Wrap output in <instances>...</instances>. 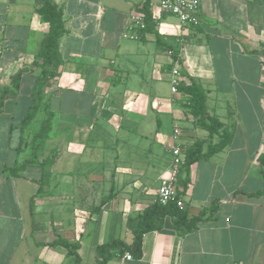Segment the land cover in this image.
I'll use <instances>...</instances> for the list:
<instances>
[{
	"label": "crops",
	"instance_id": "0c3cea01",
	"mask_svg": "<svg viewBox=\"0 0 264 264\" xmlns=\"http://www.w3.org/2000/svg\"><path fill=\"white\" fill-rule=\"evenodd\" d=\"M54 1L65 19L63 64L43 88L52 127L37 147L33 133L46 113L22 123L50 23L38 12L44 0H0V264H75L66 247L51 245L59 238L79 244L81 264H98L100 245L133 242L172 147L199 141L206 150L220 138L172 92L174 68L206 91L209 116L233 132L225 149L178 179L189 216L214 200L218 210L185 235L166 216L143 235L141 258L112 248L107 264H264V193L256 194L264 188V0H199L192 25L148 0L154 28L138 38L130 16L146 0ZM53 156L45 177L39 163ZM27 160L17 175L6 170Z\"/></svg>",
	"mask_w": 264,
	"mask_h": 264
},
{
	"label": "trees",
	"instance_id": "16d2710c",
	"mask_svg": "<svg viewBox=\"0 0 264 264\" xmlns=\"http://www.w3.org/2000/svg\"><path fill=\"white\" fill-rule=\"evenodd\" d=\"M43 15L44 19L50 23V31L47 36L42 41L40 57L41 60L35 63L36 66L41 68V73L37 77L36 90L34 95V103L30 107L28 113L23 119L22 128H27L32 122H34L41 111H44L48 106L41 110V100H43V88L52 84V82L60 75V68L63 64V58L59 51V43L62 36L65 34V19L63 9L59 7L54 0H44L42 6L38 11ZM142 12L145 15V21L147 28L144 31H151L154 27L152 25V13L149 9L148 0L145 1ZM178 52H175V59L178 60ZM22 72L17 73L13 76L12 85L15 88L19 87ZM179 92L186 96V102H183L185 109L194 118H196L197 123L208 130L211 134H218L219 141L215 143H210L207 149H204L203 142H195L192 146L188 147L186 150V162L183 169L189 171L191 166L199 160L208 159L219 151L225 149L232 141L233 132L225 128V124L216 117L209 116L207 110V94L206 91L195 82H185L181 80L177 84ZM11 92V91H10ZM9 93V89H6L4 94ZM3 105V101L0 100V111ZM45 112V111H44ZM43 115L42 120L39 122L36 131L33 133L32 140L36 143L38 147L45 138L49 135L52 127V117L53 114L49 113L47 110ZM23 140V138H22ZM54 160L53 157L44 158L39 166L42 169L43 176L48 175L46 168ZM261 166L264 165V151L260 154L258 158ZM24 161L21 165H17L13 168L6 169L9 170L12 175L19 174V170L25 166ZM264 177V175H263ZM44 178V177H43ZM188 176L186 177V179ZM40 187L42 189L43 179H39ZM184 190V189H183ZM177 191L176 197L171 200L167 205H162L158 201L152 202L148 205L143 214L140 216L138 227L134 230V240L131 244L121 241L120 239H115L109 243L100 245L98 247V264H107V262L112 258L113 252L112 248H120L124 252L132 253L136 258H141L143 253V235L146 232L159 230L163 225V220L166 216H171L174 226L181 235L188 234L195 230L200 222L211 220L217 210L218 203L216 200L212 202L209 211L203 209L196 216H189L187 211L179 206L178 202L181 200L184 191ZM264 193V188L256 194ZM61 244L66 247L69 253L74 257L75 264H81V257L79 255L78 249L79 244L71 243L65 239H56L51 245Z\"/></svg>",
	"mask_w": 264,
	"mask_h": 264
},
{
	"label": "built area",
	"instance_id": "2783aa9c",
	"mask_svg": "<svg viewBox=\"0 0 264 264\" xmlns=\"http://www.w3.org/2000/svg\"><path fill=\"white\" fill-rule=\"evenodd\" d=\"M159 7L163 12H168L176 16L182 24H197L199 23V0H160ZM130 25L133 30V36L139 37V31H144L147 28L145 15L143 12L133 13L130 16ZM172 92H178L177 84L181 81L180 71L178 68L172 70ZM179 133V128H175V134ZM171 162L159 183L157 191V201L162 205H167L173 200L178 191V179L183 166L186 162V150L180 145H175L171 149ZM180 207H183V202H178ZM127 259H132L130 252L126 253Z\"/></svg>",
	"mask_w": 264,
	"mask_h": 264
},
{
	"label": "rangeland",
	"instance_id": "374dc122",
	"mask_svg": "<svg viewBox=\"0 0 264 264\" xmlns=\"http://www.w3.org/2000/svg\"><path fill=\"white\" fill-rule=\"evenodd\" d=\"M167 84H168V83H167ZM167 87L169 88V86H168V85L166 86V90H167ZM178 91H179V90H178ZM44 116H45V114H44ZM228 129H229V128H228Z\"/></svg>",
	"mask_w": 264,
	"mask_h": 264
}]
</instances>
